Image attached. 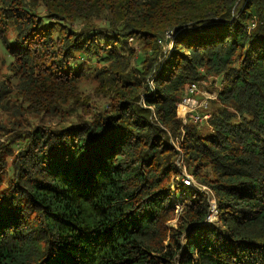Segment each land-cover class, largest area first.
<instances>
[{"label": "trees", "instance_id": "trees-1", "mask_svg": "<svg viewBox=\"0 0 264 264\" xmlns=\"http://www.w3.org/2000/svg\"><path fill=\"white\" fill-rule=\"evenodd\" d=\"M0 46V264H264V0H0Z\"/></svg>", "mask_w": 264, "mask_h": 264}, {"label": "rangeland", "instance_id": "rangeland-1", "mask_svg": "<svg viewBox=\"0 0 264 264\" xmlns=\"http://www.w3.org/2000/svg\"><path fill=\"white\" fill-rule=\"evenodd\" d=\"M128 44L130 46L136 45V46H134L135 49L139 48V46L136 43L133 44V42L130 39L128 40ZM159 44H160V47H162L163 50H167V52L172 48L171 42H170V44L166 45V42L162 40ZM8 61H9V56L5 54V51L0 46V73H3L7 70V63L6 62H8ZM96 83H97L96 80L90 78L88 80L82 81L80 87L82 89H84L85 93H92L93 92V90H92L93 86L96 85ZM197 84H198V91L195 94V97L198 100H207L208 102H210L208 109H213L214 107H216L217 102H215V103H213V102H214V97L216 95V92H217L218 88H220V83H219L218 79L216 77L207 76L203 80H198ZM94 98H97L98 100H100V102H102L104 100V97H102L101 95L93 94V98H92L93 103L95 102L93 100ZM182 106L183 105L180 104V101H179L177 104V110H178V113L180 115H185V114L187 115L188 113H190L188 107L184 109V108H182ZM208 109L206 110L207 116H209ZM196 110L200 111V108H197ZM186 115H185V119H186ZM207 116H206V118L197 122L199 125H201L200 127L202 129L200 131L203 133L210 131V128L206 122V119L208 118ZM179 167H181L180 161H177V168H179ZM182 170H184L183 167H182ZM175 177H172L171 184H170L171 199H172L171 201H172L173 207H174V217L170 220L171 223H174L176 220L175 214L177 215L181 211L184 204L188 202L187 196L190 192V189L187 187H183V186H179V185L175 186L177 184ZM216 209H217V207H216ZM217 220H218V211H217ZM185 237L188 238V235H186Z\"/></svg>", "mask_w": 264, "mask_h": 264}, {"label": "built area", "instance_id": "built-area-1", "mask_svg": "<svg viewBox=\"0 0 264 264\" xmlns=\"http://www.w3.org/2000/svg\"><path fill=\"white\" fill-rule=\"evenodd\" d=\"M171 36H172V33L167 32L165 35L166 39L165 40L159 39V42H161L162 40L166 42V40L168 38H171ZM166 45H167V43H166ZM197 81L198 80L191 81L185 85V91H184V94L182 95V97L180 99V104L183 105L182 108H184V109L187 107L189 108V112L193 114V120L201 121L202 119L206 118L207 113L201 112L199 110L197 111L196 109L201 108V107H205L207 105L208 101L207 100H198L195 97V94L198 91ZM177 112H178V110H177ZM185 115H180L183 118V121L185 120ZM184 171L185 170H182L183 177L181 178V181L185 185H189V186L192 185L196 189L202 190V191L207 193V199H208V204H209V214L206 216V219L204 220V222L209 223V224L216 223L218 221L217 220V209H216L217 205H216V201H215V198H214L212 192L206 186L200 185V184L194 182L192 180L191 176L188 175Z\"/></svg>", "mask_w": 264, "mask_h": 264}, {"label": "water", "instance_id": "water-1", "mask_svg": "<svg viewBox=\"0 0 264 264\" xmlns=\"http://www.w3.org/2000/svg\"><path fill=\"white\" fill-rule=\"evenodd\" d=\"M170 42H171V40L168 38V39L166 40V43H167V44H170Z\"/></svg>", "mask_w": 264, "mask_h": 264}, {"label": "bare ground", "instance_id": "bare-ground-1", "mask_svg": "<svg viewBox=\"0 0 264 264\" xmlns=\"http://www.w3.org/2000/svg\"><path fill=\"white\" fill-rule=\"evenodd\" d=\"M171 40V38H169Z\"/></svg>", "mask_w": 264, "mask_h": 264}]
</instances>
